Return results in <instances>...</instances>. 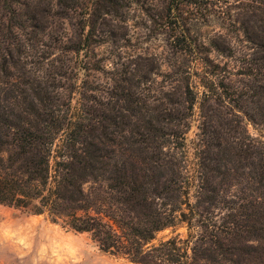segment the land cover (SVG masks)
<instances>
[{
	"label": "trees",
	"instance_id": "1",
	"mask_svg": "<svg viewBox=\"0 0 264 264\" xmlns=\"http://www.w3.org/2000/svg\"><path fill=\"white\" fill-rule=\"evenodd\" d=\"M240 1L259 22H242L244 59L259 72L246 83L251 93L240 91V117L231 102L238 99L217 95L202 80L203 121L196 144L201 190L193 203L184 151L188 111L199 96L190 83L180 84L182 98L175 100L91 93L88 81L79 78L87 68L82 65L60 66L51 81L35 78L17 50L27 20L16 2L0 0V203L66 215L67 226L91 233L102 250L136 264H240L234 252L240 235H255L259 246L264 242V145L244 123L246 117L264 124V0ZM177 2L169 3L173 24L180 22L173 9ZM56 5L63 17L68 4L58 0ZM183 27L180 51L192 53ZM91 39V31L83 33L62 53L89 55ZM232 179L245 185L240 212L234 206L220 216L201 210L203 196L213 203L215 180ZM179 221L190 228L198 222L203 231L153 243L158 232Z\"/></svg>",
	"mask_w": 264,
	"mask_h": 264
},
{
	"label": "rangeland",
	"instance_id": "2",
	"mask_svg": "<svg viewBox=\"0 0 264 264\" xmlns=\"http://www.w3.org/2000/svg\"><path fill=\"white\" fill-rule=\"evenodd\" d=\"M11 1L16 2L23 19L27 20L26 26L19 29L18 38L23 45L21 50L17 48L20 55L16 52L15 56L28 62L27 68L32 75L35 73V78L43 75L51 81L60 66L77 70L82 65L87 68L79 71V78L88 81L91 93L99 96L129 93L131 98L169 96L175 100L182 98L180 84L190 83L192 94L197 92L199 97L193 111H188L192 113L184 152L192 180L191 201L196 203L201 190L196 174V144L203 121L202 80L210 83L217 95L227 100L238 99L231 102L240 117V91L251 93L246 83H252L253 76L259 72L244 59L242 22L247 20L256 26L257 16L246 14L251 11L243 9L246 4L240 0H197V3L178 0V7H173L180 19L178 24H173L171 0H63L68 4L63 9V17L56 5L58 0ZM4 19L7 21L8 17L4 15ZM179 26L187 30L192 53L180 51ZM2 30L8 32L7 28ZM89 31L92 33L89 55L85 51L79 55L62 53L63 48L74 46ZM207 58L209 61H205ZM249 70L254 74L246 75ZM247 110L254 112L255 109L250 106ZM244 123L252 137L264 145V124L246 117ZM213 186L216 190L209 195L213 203L206 202L203 196L201 210L205 208L220 216L234 206L240 212L238 203L244 196V184L234 179L226 183L215 180ZM77 212L84 214L81 210ZM66 218V215L54 217L48 211L37 214L32 205L0 203V264H136L123 255L102 250L91 233L73 230L66 225ZM197 223L190 228L187 222L179 221L158 232L153 243L196 235L203 231ZM248 236L242 234L235 241L239 248L234 251L237 260L240 264L247 261L264 264L260 261L264 258L258 257L264 253V242L259 246L255 235Z\"/></svg>",
	"mask_w": 264,
	"mask_h": 264
}]
</instances>
